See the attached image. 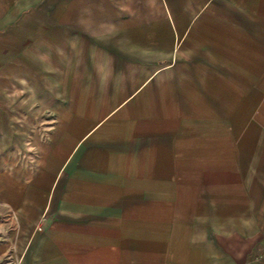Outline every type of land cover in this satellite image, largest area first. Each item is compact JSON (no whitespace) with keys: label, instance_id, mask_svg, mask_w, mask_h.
Masks as SVG:
<instances>
[{"label":"crops","instance_id":"crops-1","mask_svg":"<svg viewBox=\"0 0 264 264\" xmlns=\"http://www.w3.org/2000/svg\"><path fill=\"white\" fill-rule=\"evenodd\" d=\"M0 264H264V0H0Z\"/></svg>","mask_w":264,"mask_h":264},{"label":"rangeland","instance_id":"rangeland-1","mask_svg":"<svg viewBox=\"0 0 264 264\" xmlns=\"http://www.w3.org/2000/svg\"><path fill=\"white\" fill-rule=\"evenodd\" d=\"M58 5H54L51 11H48V15L45 14H36L32 10L28 12V14L23 15L17 23H24V24H60L62 19L64 18L61 15H53L54 9ZM38 11V10H37ZM27 34V33H22Z\"/></svg>","mask_w":264,"mask_h":264}]
</instances>
